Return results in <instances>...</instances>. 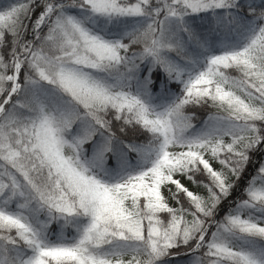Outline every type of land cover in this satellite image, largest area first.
Segmentation results:
<instances>
[{
    "label": "snow or ice",
    "instance_id": "6c2138e0",
    "mask_svg": "<svg viewBox=\"0 0 264 264\" xmlns=\"http://www.w3.org/2000/svg\"><path fill=\"white\" fill-rule=\"evenodd\" d=\"M0 264H264V0H0Z\"/></svg>",
    "mask_w": 264,
    "mask_h": 264
}]
</instances>
